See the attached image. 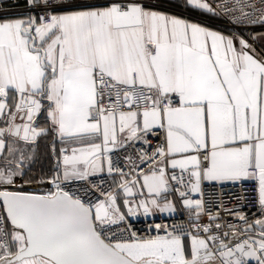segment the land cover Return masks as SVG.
Segmentation results:
<instances>
[{"label": "snow or ice", "instance_id": "snow-or-ice-1", "mask_svg": "<svg viewBox=\"0 0 264 264\" xmlns=\"http://www.w3.org/2000/svg\"><path fill=\"white\" fill-rule=\"evenodd\" d=\"M0 264H264V0H0Z\"/></svg>", "mask_w": 264, "mask_h": 264}, {"label": "built area", "instance_id": "built-area-1", "mask_svg": "<svg viewBox=\"0 0 264 264\" xmlns=\"http://www.w3.org/2000/svg\"><path fill=\"white\" fill-rule=\"evenodd\" d=\"M236 191H239V189H236ZM176 219H179V216H177ZM138 226H139V225H138Z\"/></svg>", "mask_w": 264, "mask_h": 264}]
</instances>
